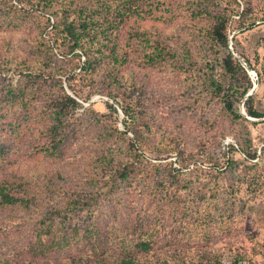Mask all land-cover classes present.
I'll return each mask as SVG.
<instances>
[{"label": "rangeland", "instance_id": "obj_1", "mask_svg": "<svg viewBox=\"0 0 264 264\" xmlns=\"http://www.w3.org/2000/svg\"><path fill=\"white\" fill-rule=\"evenodd\" d=\"M176 1L181 17L170 24L142 22L150 32L157 27L176 56L122 67L124 80L137 74L135 94L143 97L140 120L130 126L110 90L104 89L106 83L94 90L98 77L78 79L73 87L80 91L70 86L68 72L80 71L82 54L42 48L36 41L41 36L48 41L49 27L27 19L19 28L5 26L7 14L0 10V178L23 182L17 190L26 188L31 199L30 209L0 208V263L33 257V264H60L68 255L83 264L107 250L115 257L122 241L140 237L150 224L154 242L148 256L156 264L230 263L240 253L244 264H264V116L250 119L242 113L254 86V105L264 112V0H250L258 19L249 27L228 0L213 5L229 11V50L248 60L246 73L235 77L223 73L219 57L225 49L212 46L208 20L191 17L207 2ZM33 69L40 82L30 76ZM245 86L249 90L241 95ZM10 89L19 95L16 100ZM228 90L243 117L226 109L223 93ZM63 91L81 105L68 110L55 130L58 122L49 104ZM106 102L117 111L111 112ZM59 137L61 145L50 152ZM131 141L140 147L137 158ZM255 151L250 158L248 153ZM134 160L129 178H120L118 170L133 166ZM193 167L199 171L191 174L192 180L163 188L170 184L172 168ZM72 197L82 201L76 208L80 210L68 212L80 228L74 249L65 255L60 250L34 255L31 246L42 214L49 211L44 221L57 227L64 214L56 209ZM86 229H93L91 238L84 237Z\"/></svg>", "mask_w": 264, "mask_h": 264}, {"label": "trees", "instance_id": "obj_2", "mask_svg": "<svg viewBox=\"0 0 264 264\" xmlns=\"http://www.w3.org/2000/svg\"><path fill=\"white\" fill-rule=\"evenodd\" d=\"M203 2L207 3H202L200 7L193 10L191 13L193 16L191 17L195 15L205 17L209 22L208 37L212 46H220L225 49L222 52L223 55L219 57L221 58L223 73L231 77L237 76L239 72L246 73L245 67L228 48L229 11L213 6L217 0H204ZM228 2H230V5L238 7L234 13L239 16L238 19L242 24L252 26L255 20L258 19V15L251 12L253 7L250 0H242L244 4L242 8H240L241 0H228ZM177 7L178 2L176 0H0V10L7 14L5 26L19 28L22 26V19L34 21L38 26H42L44 23L46 27H49L47 32L48 41H44L41 36L36 41L37 44H40L42 48L55 47L66 53L74 52L78 56L82 54L85 59L80 71L78 73L75 71L73 73L68 72L70 86L74 90L80 91L73 87L77 85L76 81L78 79L85 82L89 76L98 77L99 82H97L96 87H93L94 90L98 91L97 88L106 83L107 86L104 89L110 90L109 94L122 108L124 112L123 121L127 126L140 120V107L143 97L140 93L135 94L136 91H139L136 81L137 74H134L135 77L132 76V81L124 80L121 77L124 71L122 67H127L130 62L133 63L132 65L135 63L141 65L158 64L159 61L176 56L177 52L168 44V41L159 36L157 27L150 32L142 22L148 19H156L159 22L170 24L181 17L180 12H177ZM256 12L258 13V11ZM52 17H54V21H48ZM44 19H47V22H43ZM135 38H138V44ZM144 43L152 45V50L149 51ZM77 49L80 51H76ZM127 63L128 65H126ZM50 72L52 73L53 69ZM37 73L38 70L35 69L30 71V76L34 77V82H40L37 79L39 77ZM213 79L212 82L216 84L217 88L221 86V82L215 81V78ZM248 82L251 86L250 79H248ZM41 87L39 86L38 89H41ZM10 90L13 99L16 100L19 95L13 93V89ZM248 90L249 87L245 86L241 95H245ZM20 91L21 89H19ZM223 95L226 109L235 117H243V114L234 109V96L230 94V91L224 92ZM53 98L56 103L49 104V112L51 116L55 117L54 120L58 122L55 123L56 125L61 124L62 118L68 110L81 105L75 97L66 91H63V95L60 94L58 97ZM253 101L254 96H250L245 103L248 114L253 117L264 116V112L259 111ZM106 105L111 112L117 111L115 104L106 102ZM11 122L9 121V125L15 126V122ZM56 125L53 126L55 130L58 129V125ZM60 139V137L58 140L54 139L50 152H55L56 148L61 145L59 143ZM129 147H133V155L137 158L140 153L137 142L131 141ZM248 156L254 158L256 151L254 154L248 153ZM136 161L134 160L133 166L127 165L128 167H125V169L120 168L118 170L119 177L129 178L131 168L136 167ZM231 163L233 164L234 160ZM198 169V167H193L183 171L180 168H172L169 174L170 184L165 183L163 188L168 190L173 184L176 187L186 184L189 180H192L191 174ZM19 186L24 187V183H14L11 180L0 178V208L18 205L30 209V195L27 193L26 188L18 191L17 187ZM81 203V199L72 197L65 207L56 209L58 212L62 211L64 215H62L57 227L54 228L52 223L44 221V218L49 216V211L42 214V224L37 227L35 243L31 246L34 255L47 256L55 250H60L65 255L68 250L74 249L73 245L79 238L80 228H76V224H72L68 212L73 213L80 210V207L76 208ZM146 227V231L140 237L122 241L123 247L115 257H110L109 250H107L106 253L96 254L92 259L84 261L83 264H156L148 256L153 249L154 242L152 227L150 224ZM149 229L150 231L146 233ZM92 230L86 229L84 237L91 238L93 236ZM43 236L51 237L44 240ZM242 257L243 254H237L230 263L220 259H208L205 264H244ZM32 262L33 257H25L16 264H33ZM80 262L82 261L76 256L67 255L63 261H60V264H79ZM48 264L55 263L49 262Z\"/></svg>", "mask_w": 264, "mask_h": 264}, {"label": "water", "instance_id": "obj_3", "mask_svg": "<svg viewBox=\"0 0 264 264\" xmlns=\"http://www.w3.org/2000/svg\"><path fill=\"white\" fill-rule=\"evenodd\" d=\"M248 27H249V25H248ZM230 48L233 49L232 46H230ZM232 52H233V54L238 58V60L242 63L243 66L247 65V62H246V61H245V60H244L239 54H237L234 50H233ZM248 69H249V68H248ZM255 91H256V86H254V87L252 88V90L249 91V92L246 94V98H245V100L248 99L250 96H252L253 93H254ZM242 113H243L245 116H247L248 118H250V119H254L251 115H249V114L246 112L245 107H244V104H242Z\"/></svg>", "mask_w": 264, "mask_h": 264}]
</instances>
